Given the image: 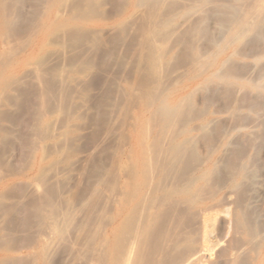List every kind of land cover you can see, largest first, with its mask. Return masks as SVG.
Wrapping results in <instances>:
<instances>
[{
  "label": "rangeland",
  "instance_id": "obj_1",
  "mask_svg": "<svg viewBox=\"0 0 264 264\" xmlns=\"http://www.w3.org/2000/svg\"><path fill=\"white\" fill-rule=\"evenodd\" d=\"M90 1L93 2L0 0V22L3 21L0 24V182L3 184L0 188V264H42L39 247L44 244L48 246V264H80L81 260L76 262L81 251H85L87 235L99 230L101 221L111 215L125 192L139 152L137 138L144 92L147 87L153 89L157 85L155 92H162L157 98L165 96L173 87L186 86L182 92L169 97V102H181L184 108L178 128L190 124L194 129L191 136L195 143L187 148L186 160L181 165L188 169H184V174L179 169L180 177L198 175L209 167L218 169L212 183L207 185V193L200 195L202 204L222 205L223 196L231 192L227 185L232 174L246 158L252 159L242 188L232 191L236 196L229 195L232 205L228 206L232 211L239 200L237 195L245 198V209L256 233L261 232L258 234L263 236L261 241V236L256 238L260 245L258 251L246 248L242 252V264L264 263L261 261L264 258V229H261L264 228V145H261L264 140V89L256 92L247 87L252 81L264 84V38L253 40L249 36L243 40L245 43L228 45L218 55L221 63L218 69L234 74L240 72L241 80L206 82L215 68L206 67L195 77L194 60L206 58L208 52H214L228 39L231 29L228 22L232 23L233 16L229 9H224L223 3ZM245 1L250 2L243 0L245 6ZM84 2L90 5L86 8ZM164 32L167 35L162 34ZM250 41L253 44L250 43V49L255 50L248 54L243 52V46ZM255 41L262 47L255 45ZM168 44L172 50L166 49ZM208 45L213 47L210 49ZM153 47L154 51H161L163 57L164 68L158 71L149 67L148 56ZM186 96H193L189 105L184 103ZM146 116L150 117V112ZM205 120L207 126L202 128ZM153 125L155 127V123ZM159 134L157 129L154 136ZM202 186L199 182L197 188ZM210 190L216 194L212 195ZM111 207L112 212L105 213L106 208ZM69 215L73 218L67 217ZM91 218L95 222H91ZM70 222L78 231L71 228ZM54 223L60 227L58 233L51 230ZM214 226V237L217 236L220 243L226 238L215 252L230 248V245L231 248L242 247V239L235 229L218 221ZM83 234L86 239L81 242ZM234 236L240 241L233 239ZM224 258H221L223 264L230 257Z\"/></svg>",
  "mask_w": 264,
  "mask_h": 264
},
{
  "label": "bare ground",
  "instance_id": "obj_2",
  "mask_svg": "<svg viewBox=\"0 0 264 264\" xmlns=\"http://www.w3.org/2000/svg\"><path fill=\"white\" fill-rule=\"evenodd\" d=\"M154 1L159 2V0H154ZM202 1L205 3H207V2H209V3L210 2L223 3L224 9L226 8V9H229L231 11L233 19H232V23L228 22V25L229 26L231 25V29L228 30L229 31L228 39L226 38L227 40H226L225 44L220 45L219 44L220 42L217 41L219 45L217 46V49L214 52H208V56L203 55L204 57L206 56V58L198 57L194 60L195 77H197L198 74H202V73H200V71L202 69L211 66V67H214L215 70L213 72H211V75L208 74L209 75V76L207 75L208 77L205 76V77H207V79H205L206 82H210L213 80H223L225 82H229L230 80H241V77L238 75L240 72L239 73L237 72L239 69L236 71L238 74H234L230 71L226 72V70L221 71L218 69L219 65H221V63H219L217 60V59H219L218 55L228 45L229 46L230 45H236L237 46V44L241 43L244 39H246L249 36H251V38L250 37L249 38L253 39V40L255 38L256 39H261L262 37L264 38V0H250V2H247V3L245 1L246 6L244 5L243 0H240V1L239 0H202ZM90 2H92V1H90ZM158 2H155V3H158ZM71 3H72V1H71ZM86 3H88V2L86 1ZM86 3L84 2V5ZM92 3H95L94 0ZM153 3H152V5H153ZM241 3L244 6H241ZM68 4H69V2H68ZM81 5H83V4H81ZM89 5L86 4V8ZM155 5H157V4H155ZM73 6H75V5H73ZM73 6H71L72 9L76 8V7L73 8ZM83 7H85V6H83ZM192 7H194V6H192ZM6 8L7 7L5 6V10H6ZM218 8H220V7H218ZM76 9H74V10H76ZM166 9H167V7H166ZM222 9H223V7H222ZM86 12H87V10L85 11V14H87ZM82 13H84V12H82ZM90 13L92 14V12H90ZM150 13L152 14V12H150ZM163 13H165V12L163 11ZM170 15H172V14H170ZM66 16H67V14H66ZM84 16H86V15H84ZM163 16H164V14H163ZM176 17H177V15H176ZM82 18L84 19V17H82ZM160 19H158V20H160ZM161 21H163V20H161ZM161 21H159V22H161ZM168 21H169V19H168ZM4 23H5V18H4ZM0 24H3V21H1ZM149 24H150V22H149ZM156 24H157V22H156ZM158 24H160V23H158ZM157 26H159V25H157ZM158 28L159 27H157V29ZM61 30L63 31V29H61ZM175 30H174V32H175ZM169 31H172V30H170V28H169ZM149 32H150V30H149ZM224 32H226V29ZM219 33H221V32H219ZM155 34H153L151 37H154ZM162 34L167 35L166 32H164ZM147 35H148V32H147ZM185 36L186 35H184V38H185ZM158 39H160V38H158ZM180 40H182V39H180ZM180 40H179V42H180ZM156 41H157V39H156ZM160 41H161V39L159 40V42ZM247 41H249V40H247ZM262 41L263 40H261V42ZM64 42H63V44H64ZM167 43H169V42H167ZM184 43H186V40L184 41ZM187 43H189V42H187ZM247 43L245 44V47L243 46V49H244L243 52H246V53L249 52L248 54H250L252 49H254V48L252 47L250 49L251 41L248 44ZM256 43H254V44L258 45V47H259V45L262 47L261 44H258V43L256 44ZM263 43L264 42H262V44ZM50 44H52L51 41H50ZM18 45H19V43H18ZM193 46H195V44ZM238 46H240V45H238ZM252 46H253V44H252ZM263 46H264V44H263ZM208 47L211 49L213 46L211 47L208 45ZM168 48H169V44H168V47L166 49H168ZM166 49H165V52H166ZM169 49L172 50V48H169ZM148 50H146V51H148ZM158 52L154 51V47H153V50L149 53V56L146 54L148 56V61L150 64L149 67H151L153 71H158L157 69H161L160 67L164 68V66L162 64L163 57H161V54H160L161 51L159 53ZM243 52H241V53H243ZM9 53H11V52H9ZM144 53H147V52H144ZM166 53L164 55H166ZM237 53L238 52L235 51V54H237ZM243 54H238V55H243ZM143 55H145V54H143ZM253 55H254V53H253ZM199 56H200V54H199ZM243 56H245V54ZM258 57H260V56H258ZM7 58H9V57H7ZM145 58H147V57H145ZM43 60L44 59H42V61ZM172 60H173V57H172ZM230 60H232V59H230ZM143 61H145V60H143ZM227 62H228V60H227ZM172 63H173V61H172ZM222 63H225V62H222ZM229 63H228V65L234 64V63L232 64V62L230 64ZM161 64H162V66H161ZM202 72H204V71H202ZM242 72H244L243 69H242ZM155 74L156 73L153 72L154 76H155ZM163 75L164 74H162V77H163ZM260 75L262 76V73ZM159 76H157V77H159ZM141 78H143V76ZM193 78H191V79H193ZM247 79H248V77H247ZM158 81H159V79L157 80V82ZM178 81L180 82L179 79H178ZM148 83H151V82L148 81ZM154 85H155V82H154ZM180 85H181V83H180ZM156 87H154V88H156ZM185 87L186 86H181L180 88L178 86L173 87L174 89H172L170 92H168L165 96H163L161 98H157V94L162 93L161 91H159V93L156 91L157 92L156 93L154 88L152 89V88L147 87V89H145L144 98H143L144 99L143 110L141 111V115L139 117L141 129L138 132L139 134H138V138H137L138 139V145H139V147H138L139 152H138V155H137V158L135 161L136 163H134L135 167H134L133 171L131 172L130 177H128L129 180L125 184L124 194L122 193V197L119 199V201L116 204L117 206L114 207L115 210L112 212L113 207H111L110 209L107 210V208H108V205H107L105 213H107V212L109 213V211L111 210L110 211V212H112L111 215L109 217H106L103 221H101L100 226H99V230L97 232L89 233V234L87 233L88 239L86 241L87 245L85 244L86 245L84 248L85 251L82 250L81 251L82 253L80 254V251H79L80 249L78 248L77 252L79 251L78 254H80V255H79V261L75 260V261H78L76 263H79L81 260V262H83L84 264H223L222 263L223 261L221 258H224L226 255H228L231 259L229 257H228L229 259L224 258L225 260L228 259L227 261L230 260L228 262V264H242L243 263V261L241 259L242 254H243L242 252H244V250L246 248H250V249H252V251H258V249L260 248L259 241H261L263 236L259 235V234H261V232H258L259 234L256 233L255 227L253 226V222L251 221V217L249 216V212H248V210L246 211V209H245V205H244L245 198H244V200L240 199L241 196L238 197V195H237L236 199L239 198V200L237 199L236 207L233 210L231 209L232 211H230V208L228 206V205H232V204H229V199H230L229 195H232L231 193H233L235 195V193H236V192H232V191H238L240 188H242L243 180L246 177V171H247L248 165L251 167V164L253 163L252 159H250L249 157L246 158L243 161V163L241 164V166L239 167L238 171L236 170L237 172L234 174L231 173L233 177L230 176V178L231 177L232 178L227 185L228 189L231 190V192H230V194L228 193L229 194L228 196L227 195H226V197H225V195L223 196L224 200H223L222 205L221 204L219 205L218 203L202 204L201 200H203V199L200 198V195L203 194L202 196H204V194L207 193V185H209V183H212L210 181L212 178H214V175H215L216 171H218V169H216L215 167H209L208 169L203 170V172H201L200 174L198 173V175L196 173V175H192V176L190 175V176H186V177H180V174H178V172L180 170H182L181 171V173H182L185 169L181 165L183 163L184 157L187 156L186 155L188 153L187 148L195 143L194 138L191 136L192 131L194 129L192 127H190L191 126L190 124H186V125L184 124V126L182 128H178L181 126L179 124L182 121H180L179 119H180L181 115H183L182 111H184V108L182 107L183 105L181 102L180 103L179 102H172V103L169 102V97L174 93H178L180 90L182 92V89L185 90L184 89ZM247 87H249L253 91L261 92L264 89V84L252 81V82H249L247 84ZM213 88H215V86ZM138 90H140V89H138ZM159 90H160V88H159ZM202 91H204V89H202ZM140 92H141V90H140ZM217 92H218V90H217ZM160 96H161V94H160ZM192 97L193 96H186V98L184 99V103L186 105L191 104L192 103ZM140 100H141V98H140ZM257 100L260 101V99H257ZM234 109H236V108H234ZM149 112H150V117H147L148 115L146 116V114ZM185 118H187V116ZM206 120L201 125L202 128H205L207 126L208 121H206ZM153 123H155V127H152ZM157 129L159 130L160 134L154 136ZM136 130H138V129H136ZM261 145H264V140H262ZM258 149H260V146L258 147ZM256 150H257V147H256ZM135 151H137V150H135ZM188 156L190 157V155H188ZM256 159H257V157H256ZM185 160H186V158H185ZM189 160H191V159H189ZM193 164H195V163H193ZM218 164H219V162H218ZM236 165H234V166H236ZM186 167H187L186 169H188V166H186ZM130 169H132V168H130ZM248 169H250V168H248ZM219 171H221V170L219 169ZM234 172H235V169H234ZM124 174H125V172H124ZM183 174H184V172H183ZM175 179H177L178 181L176 182ZM199 182L203 183V186L201 188L198 187L199 188L198 189L197 185ZM1 187H3V184L0 182V188ZM244 188H246V187H244ZM113 189H114V187H113ZM204 190H205V192H204ZM213 191L215 192L214 189H213ZM122 192H123V190H122ZM210 192H212V191L210 190ZM214 192H212V195ZM215 194L216 193H214V195ZM234 195H232V196H234ZM217 197H218V195H217ZM97 200H99V199H97ZM111 200H113V199H111ZM225 200H226V202H225ZM106 203L107 202H105V204ZM224 203H225V205H224ZM41 205H42V203H41ZM109 207H110V204H109ZM99 209H100V207H99ZM52 210H53V208H52ZM252 210H253V208H252ZM253 211H252V213H253ZM56 212H57V209H56ZM102 214H103V211H102ZM75 215L76 214H74V216ZM90 215H91V212H90ZM104 215L106 216V214H104ZM93 216H95V215H93ZM96 216H98V215H96ZM67 217H71V219L73 218V216H71V215H69ZM78 219H79V217H78ZM90 220H91V222H93L94 218H93V220H92V218ZM217 221L220 224L226 226L227 228L232 227V229H235L234 231H235L236 235L239 236V238H241L243 241V242L241 241L242 247L240 246L239 248H231V245H230V248H229L224 243V245L227 246L228 248H224L223 250L221 249V251H219V252H215L216 247L219 246V244L223 245V241H226L225 237L227 236L226 233H225L226 234L225 237L222 236L225 238V239L223 238L224 239L223 241L221 238H219V239H221V243L217 239L218 238L217 236H216L217 238L214 237L215 236L214 235L215 234L214 224ZM71 222L73 223V220ZM71 222H70V225H71ZM68 223L66 225H68ZM58 224H59V222H58ZM58 224L54 223L52 225L51 230L54 233H58L59 228L61 227V224H59L60 227L58 226ZM92 224H94V223H92ZM73 226H74V224H73ZM73 226L71 225V228ZM79 226H80V224H79ZM73 228H75V227H73ZM75 229L77 230V228H75ZM221 229H222V227H221ZM257 229H258V226H257ZM261 229H264V228H261ZM76 230L74 232H76ZM258 230H260V229H258ZM60 231H61V229H60ZM88 231H86V232H88ZM90 232H91V228H90ZM219 232L221 233L222 230H220ZM7 233H9V230ZM229 233L230 232H228V235H229ZM9 234H7V235H9ZM83 235H82V239L80 238L81 242L85 241L84 239H86L85 235L84 236ZM230 236H232V234H230ZM258 236H261V238L259 237L260 240L258 238L259 241L256 240V238ZM227 238L229 239V236ZM239 238L234 236L233 239L237 240ZM228 239H227V241H228ZM236 240H234L235 244L237 242ZM255 240L257 241V243H255L256 242ZM239 241H240V239H239ZM239 241H238V244H239ZM52 242L54 243V241H52ZM227 244H229V243H227ZM222 245H220V246H222ZM79 246H80V244H79ZM81 246L83 247L82 243H81ZM232 246H233V244H232ZM47 247L48 246L46 244L41 245L39 247V251H40L39 257H40L42 264H48V261H47L48 256H47V250H46ZM49 249L51 251L50 246H49ZM253 255H254V253H253ZM245 257H246V255H245ZM245 257H244V259H245ZM247 258H248V256H247ZM247 258H246V261H247ZM263 259L264 258H262L261 261H264ZM81 262H80V264H82ZM226 262H225V264H227ZM249 263H250V261H249ZM259 263L264 264L261 262H259Z\"/></svg>",
  "mask_w": 264,
  "mask_h": 264
}]
</instances>
